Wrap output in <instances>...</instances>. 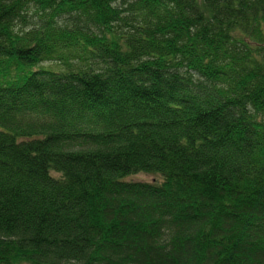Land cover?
<instances>
[{
  "label": "trees",
  "instance_id": "trees-1",
  "mask_svg": "<svg viewBox=\"0 0 264 264\" xmlns=\"http://www.w3.org/2000/svg\"><path fill=\"white\" fill-rule=\"evenodd\" d=\"M43 63L0 85V264H264V0H0V74Z\"/></svg>",
  "mask_w": 264,
  "mask_h": 264
},
{
  "label": "rangeland",
  "instance_id": "rangeland-1",
  "mask_svg": "<svg viewBox=\"0 0 264 264\" xmlns=\"http://www.w3.org/2000/svg\"><path fill=\"white\" fill-rule=\"evenodd\" d=\"M38 68H45V70H58L57 66H48V63H43L41 65H36L34 67L20 66L19 68L12 67L8 69L5 74H0V85L6 84L8 81L16 78H22L28 75L30 72ZM155 176L147 174H137L135 176L129 177L132 180H141V181H152Z\"/></svg>",
  "mask_w": 264,
  "mask_h": 264
}]
</instances>
